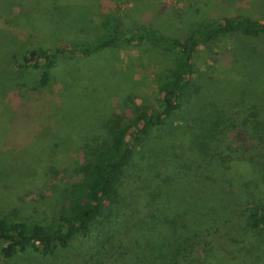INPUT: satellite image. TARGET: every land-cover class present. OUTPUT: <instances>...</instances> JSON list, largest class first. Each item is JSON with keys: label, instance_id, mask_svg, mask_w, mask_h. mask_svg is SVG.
Instances as JSON below:
<instances>
[{"label": "trees", "instance_id": "16d2710c", "mask_svg": "<svg viewBox=\"0 0 264 264\" xmlns=\"http://www.w3.org/2000/svg\"><path fill=\"white\" fill-rule=\"evenodd\" d=\"M251 2L252 12L235 11L211 17L208 22L205 19L203 26L191 29L182 40L147 24H127L123 17L134 19L127 11L105 17L102 10H96L93 19L97 28L92 29L90 41L79 42L80 32L91 31L75 28V19L61 20L51 23L44 37L41 33L29 35L31 49L12 58L5 56L0 74L5 72L7 60L13 59L18 70L38 74L32 90L39 93L49 88L61 61L94 58L125 46L137 48L139 59L153 72L157 67V74L163 69L164 76L156 80L153 105L136 111L129 123L111 127L110 141L91 152L78 178L54 187L61 196H52L50 207L56 211L48 220L0 217L3 259L30 252L53 257L86 241L95 243V258L100 254L103 259H112L111 264H158L160 259L164 264H223L218 241L223 225L244 223L251 240L264 232V3ZM222 8L217 10L229 11ZM62 31L66 34L61 35ZM226 39L231 45L214 52L213 48ZM202 51L214 52L212 61L221 60L216 69L223 70L230 80L222 86L226 105L212 98L217 111L212 113L220 117L216 119L210 112L202 115L209 120L206 128L202 127L208 130L206 135L197 134L191 150L172 156L159 169L154 152L161 146L153 144V137L196 100V79L204 76L197 71L195 61ZM115 63L113 60L112 71L117 81ZM11 75L7 84L20 82ZM13 90L2 92V103L9 104L14 98L24 107L20 94ZM230 135L234 142L226 144ZM174 182L206 195L201 216L211 218L208 224L204 225V218L177 220L174 206L164 201L168 196L162 193L164 183L167 187ZM137 191L146 194L133 196ZM158 215H164L161 222L156 219ZM97 228L104 232H96ZM159 228L173 235L159 243ZM101 261L96 264H106ZM261 261L264 264V259ZM225 264L241 263L233 257Z\"/></svg>", "mask_w": 264, "mask_h": 264}, {"label": "rangeland", "instance_id": "374dc122", "mask_svg": "<svg viewBox=\"0 0 264 264\" xmlns=\"http://www.w3.org/2000/svg\"><path fill=\"white\" fill-rule=\"evenodd\" d=\"M250 4L251 0H0V68L5 65V56L12 58L31 49V36L41 33L44 37L51 23L61 20L75 19L72 23L75 28L91 31L80 32L79 42L87 38L90 41L92 29L97 28L93 19L96 10H102L105 17L127 11L137 19L134 22L130 17H123L127 24H147L182 40L191 29L203 26L205 19L208 22L211 17L220 18L235 11L252 12ZM222 6L229 11L217 10L223 9ZM230 45V40L226 39L213 50L219 52ZM214 52L202 51L197 55L196 68L204 78L196 79L199 86L196 100L167 121L153 137V144L161 146L154 152L159 169L172 156L191 150L197 134L206 135L208 130L202 127L206 128L209 120L202 115L210 112L214 118L220 117L212 113L217 112L211 104L212 98L221 106L226 105L222 86L230 80H226L223 70L216 69L221 60L212 61ZM91 57L61 61L49 88L41 93L32 90L37 73L20 71L14 67L16 61L7 60L5 72L0 74V217L18 221L48 220L56 211L50 207L52 196H61L54 187L68 185L67 182L78 178L91 152L110 141L111 127L129 123L136 111L139 113L155 102V83L164 76V70L157 74L158 69L154 67L153 72L152 67L139 59L137 48L125 46ZM113 60L118 70L117 81L113 78ZM10 75L20 82L13 79L12 84H7ZM10 87L14 89L11 92L18 91L24 107L14 98L10 100L12 106L2 103V92ZM233 139L230 135L226 144L233 143ZM200 156L198 154L199 159ZM200 191L187 189L177 182L162 186L165 198L168 196L164 201L174 206L177 220L204 218L201 207L208 199ZM138 194L146 193L137 191L133 196ZM55 201L57 204L58 199ZM142 201L143 198L139 204ZM161 218L164 215L156 219L161 222ZM210 219L205 217L204 225ZM160 228L157 242L163 243L173 234ZM98 231L104 232L101 228H97ZM250 234L248 226L242 222L222 226L218 241L223 264L233 257H238L241 264H263L264 232L255 236L256 241L251 240ZM1 246L0 243V249ZM95 256V243L85 241L48 258L32 252L9 260L0 255V264H96L101 260L112 263V259H103L100 254ZM158 264H164V259Z\"/></svg>", "mask_w": 264, "mask_h": 264}]
</instances>
